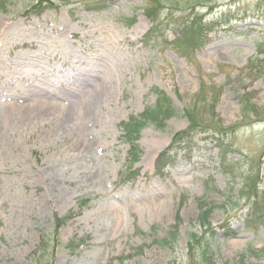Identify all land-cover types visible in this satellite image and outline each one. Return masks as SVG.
Wrapping results in <instances>:
<instances>
[{
    "label": "rangeland",
    "instance_id": "rangeland-1",
    "mask_svg": "<svg viewBox=\"0 0 264 264\" xmlns=\"http://www.w3.org/2000/svg\"><path fill=\"white\" fill-rule=\"evenodd\" d=\"M192 1L170 0L161 17L218 20L195 49L174 44L172 19L145 38L144 0L0 5V264H30L41 236L53 245L55 216L68 217L50 264H264V217L245 222L247 182L264 191V2ZM154 90L204 124L157 171L189 120L146 121L130 168L122 122L153 106ZM214 128L229 130L226 167ZM206 207L214 232L201 239Z\"/></svg>",
    "mask_w": 264,
    "mask_h": 264
},
{
    "label": "trees",
    "instance_id": "trees-1",
    "mask_svg": "<svg viewBox=\"0 0 264 264\" xmlns=\"http://www.w3.org/2000/svg\"><path fill=\"white\" fill-rule=\"evenodd\" d=\"M6 0H0V5L5 4ZM152 1V4L150 2ZM170 0H144L145 2V15L148 17L150 21V26L145 32L144 37L146 38L147 36L154 37L158 32H160L161 29H163V22L166 19H172L173 22L172 24L177 27L179 34L178 39L175 40L174 44L178 45L180 48H184L188 45H193L195 46L194 49L196 48L197 43L202 42V35L205 36V32L207 30H212L214 28V25L218 24V20H210L207 22L201 21V19L194 18L192 15H187L184 17V21H179V17L175 16L174 13L171 11L168 13L169 16L166 18L161 17L162 13L164 12V6L166 5L167 2ZM187 0H174V3L179 7L181 4L186 3ZM193 2H206V0H193ZM261 2H264V0H261ZM97 3V2H95ZM264 9V5H259ZM176 7V6H172ZM230 15V14H228ZM227 14L224 12L221 16V22L225 24L227 21L225 17ZM257 49L260 51L264 52V37L263 39L258 43ZM208 85V84H207ZM156 93V99H155V104L151 107H146L139 115L134 116L131 115L126 121L122 122V127L124 130V138L127 140L129 144V167L131 168L134 161L138 160L139 154H140V148L137 143V139L139 137V131L140 128L146 123V121H152V122H158V121H164L165 118L169 117L172 114H176L179 112H182L185 116H187L189 120V125L186 129H183L182 131H177L173 134L171 144L170 146L164 150H162L155 158L154 161V167L157 171H161L164 166H166L168 163H172L173 161V150L175 145L177 144V140H183L189 136L195 130L198 126H201L204 124V122L200 119L201 115L200 113H195L193 110L189 108H183L179 107L176 104L172 102V100L161 90H154ZM206 94V87L202 86L200 88V98H202L203 95ZM222 131H218V130ZM215 133L218 134L216 136L217 139V146H218V151H219V156H220V164L226 167V161L229 163H233L234 159L231 158L230 152L232 149H230L229 142L226 141L225 139H221L220 135H226L229 130H223L220 128H214ZM202 132H206L208 130H200ZM214 132V131H213ZM233 167H230V170H232ZM135 169H131V173H128L131 175ZM133 176V175H132ZM251 176V174H250ZM131 177V176H130ZM128 177V178H130ZM246 178V174L244 175ZM252 178V177H249ZM248 178V179H249ZM254 181H250L249 183L247 182V186H250L249 189H251V195L247 197L253 196V201L252 205L250 206L249 212H247V216L245 217V222L248 224L249 222H253L256 220H259V222H262L264 217V191H259L257 188V182L255 179V175L253 177ZM122 180H125V177L122 178ZM246 185V183H245ZM261 192V193H260ZM84 202V201H83ZM263 208V210H261ZM199 223L203 226H205L203 233L201 234V239H205V235L210 232L212 234L214 232L213 228H211L210 223L207 222V216L210 212V209L208 207L206 208H201L199 211ZM256 214V216H253ZM68 216H62L58 217L55 216L56 222V227L54 231V242L53 245H50L47 243L41 236L39 239V242L35 249L31 252V256L36 255V258L34 261H32L30 264H50V259L53 253V249L56 246V239L58 237V227L65 221V219ZM175 230H172L171 232L173 233ZM226 234L229 235L232 232H234L231 229H227ZM209 234V233H208ZM193 240L189 239L188 240V246L196 248V244L194 241L197 240V235L194 237ZM206 241V240H204ZM167 242V239L165 240ZM203 245L198 244V247L200 248V253L201 256L203 255V259L206 260V248ZM261 250L264 252V248L262 249H257ZM122 262V257H120V263ZM194 263V262H193ZM189 262L188 264H193ZM168 264H176L175 262L171 261ZM200 264V263H196Z\"/></svg>",
    "mask_w": 264,
    "mask_h": 264
},
{
    "label": "bare ground",
    "instance_id": "bare-ground-1",
    "mask_svg": "<svg viewBox=\"0 0 264 264\" xmlns=\"http://www.w3.org/2000/svg\"><path fill=\"white\" fill-rule=\"evenodd\" d=\"M31 93V92H30ZM34 92H32V94H33Z\"/></svg>",
    "mask_w": 264,
    "mask_h": 264
}]
</instances>
